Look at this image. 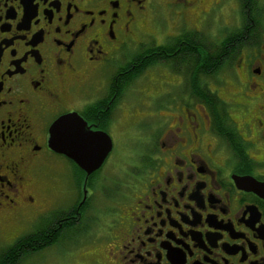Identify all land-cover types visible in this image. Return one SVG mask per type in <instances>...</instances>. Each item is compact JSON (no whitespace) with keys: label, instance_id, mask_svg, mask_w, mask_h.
I'll list each match as a JSON object with an SVG mask.
<instances>
[{"label":"flooded vegetation","instance_id":"1","mask_svg":"<svg viewBox=\"0 0 264 264\" xmlns=\"http://www.w3.org/2000/svg\"><path fill=\"white\" fill-rule=\"evenodd\" d=\"M67 114L111 140L89 175L48 145ZM75 229L109 264H264V0H0V262Z\"/></svg>","mask_w":264,"mask_h":264},{"label":"rangeland","instance_id":"2","mask_svg":"<svg viewBox=\"0 0 264 264\" xmlns=\"http://www.w3.org/2000/svg\"><path fill=\"white\" fill-rule=\"evenodd\" d=\"M220 77L225 78L229 82L228 68L219 73ZM150 89L153 90L152 87ZM137 123V118L134 117L130 118V120L121 119V126L116 138L120 147L117 155L121 159L126 157L127 148L130 151L132 147H135V140L127 137H132L133 134L138 135V133L130 131L126 125H135ZM20 230L31 233V229ZM106 233L107 229H86V232L75 229L70 237L59 239L56 243L38 249L33 254L25 252L15 264H109L108 260L105 259V251L108 246ZM98 238L100 240H97ZM3 247L4 245L0 244V257ZM2 263L0 262V264Z\"/></svg>","mask_w":264,"mask_h":264},{"label":"water","instance_id":"3","mask_svg":"<svg viewBox=\"0 0 264 264\" xmlns=\"http://www.w3.org/2000/svg\"><path fill=\"white\" fill-rule=\"evenodd\" d=\"M80 121L69 114L58 118L49 128L48 145L89 175L102 165L110 152L111 140L102 132L87 131Z\"/></svg>","mask_w":264,"mask_h":264},{"label":"trees","instance_id":"4","mask_svg":"<svg viewBox=\"0 0 264 264\" xmlns=\"http://www.w3.org/2000/svg\"><path fill=\"white\" fill-rule=\"evenodd\" d=\"M73 231V230H72ZM28 252H30V251H27L26 253H28ZM31 253V252H30ZM16 262H14V263H11V264H15Z\"/></svg>","mask_w":264,"mask_h":264}]
</instances>
